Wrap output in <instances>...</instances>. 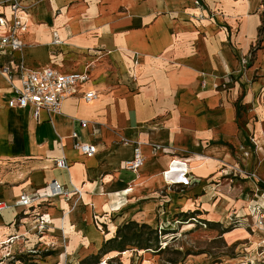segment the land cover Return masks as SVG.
I'll use <instances>...</instances> for the list:
<instances>
[{
    "label": "crops",
    "instance_id": "crops-1",
    "mask_svg": "<svg viewBox=\"0 0 264 264\" xmlns=\"http://www.w3.org/2000/svg\"><path fill=\"white\" fill-rule=\"evenodd\" d=\"M22 5L27 24L19 35L23 47L13 55L0 54V65L13 59L28 69L86 71L89 80L63 101L60 114L49 118L42 112L35 119L30 109L7 106L10 85L0 73V202L8 205L0 213V237L21 235L19 210L33 204H15L20 193L33 195L57 180L66 191L79 187L81 198L76 201L77 194L68 202L65 195L49 198L52 203L39 207L40 212L45 218L52 216L55 224L59 221L61 234L73 242L77 238L74 245L82 246V229L74 226L73 234L68 222L79 202L89 213L102 207L107 212L118 210L111 205L121 188L132 187L131 196L169 185L162 179L166 167L184 166L170 164L175 157L191 166L193 180L183 196L186 206L193 195L206 203L203 210H207V194L196 196L207 177L231 175L233 170V175H243L225 177L224 182L228 189L251 191L239 205L246 207L239 211L234 192L223 195L234 203L241 224L224 225L217 234L237 254L212 264L231 260L237 264L243 248L248 249L247 257L255 258L264 229L243 216L251 199L264 205V189L258 185L264 183V0H23ZM1 13L10 17L8 5L0 4ZM63 54L80 62L75 68L60 63ZM245 57L250 60L246 67L241 63ZM108 84L111 93L101 94ZM88 89L97 97L85 102L81 92ZM80 119L89 126L81 128ZM73 130L83 142L95 145L93 155L73 148ZM136 146L143 164L132 173L123 163L133 157ZM60 155L67 159V169L54 165ZM216 198L210 203H217ZM208 218L219 217L208 214ZM204 261L197 257L190 264Z\"/></svg>",
    "mask_w": 264,
    "mask_h": 264
},
{
    "label": "rangeland",
    "instance_id": "rangeland-1",
    "mask_svg": "<svg viewBox=\"0 0 264 264\" xmlns=\"http://www.w3.org/2000/svg\"><path fill=\"white\" fill-rule=\"evenodd\" d=\"M60 59V63H65L73 68L80 62L77 58H67L65 54ZM249 61L245 57L241 63L246 67ZM110 85L108 84L106 89H100V93H111ZM120 141L125 142L124 139ZM243 153L246 154L245 151ZM165 170L162 179L169 185L165 184L155 191L148 190L149 192L140 194L139 190L128 196L133 190L128 193L125 191L132 187L117 190L114 193L115 200L111 206L113 210L119 208L118 210L107 212V208L102 207L89 213L86 205L79 202L70 212L68 222L72 226L71 231L73 232L71 233L75 234L74 226L82 229L84 233L82 246L74 245L78 241L77 238H74L73 242V238H66L61 234L62 226L59 221L55 224L52 216L45 218L44 214L40 212L39 207H49L52 203L49 200L52 197L43 195L33 202L32 208L19 210L18 216L21 219L18 223L22 225L21 235L8 237L6 233L1 234L0 264H128L130 261L133 264H190V261L197 257L204 258V264H212L218 262L222 256L225 258H227L226 256L230 258L236 256L237 253L227 249L225 241L217 234L222 231L224 225L228 228L238 226L232 225V220L237 215L233 210L234 203L231 200H225L223 195H226L227 191L234 192L236 199H232L238 200L239 203L235 205L240 207L239 205H244L242 204L245 199L243 196L246 197L251 192L244 187L233 188L230 186L228 189L225 186L224 178H229V176L241 178L243 175L241 176L236 170L235 173L240 176L233 175V170L231 175L225 174V176L217 178L210 176L204 179V188L196 196H206L207 194L205 199H208L209 205L206 212L203 210V206L205 207L203 204L206 203L197 202L193 199V195L190 205L183 204V196L189 193L186 184L190 183L193 178L188 174V178L185 180L181 173L184 170L190 172L191 166L188 165L187 169L184 166L169 165ZM171 175L176 178L170 179ZM220 180L222 184L217 183ZM210 184H214V186L211 188ZM239 191L244 194L236 193ZM75 194L76 191L68 190L64 199L68 202L70 196ZM215 196H217L216 200L218 198L220 200L217 203H210ZM173 197L177 199L175 202L170 201ZM37 201H41V203L35 204ZM135 203H138L139 207ZM178 203H182L181 208ZM70 207L72 208L71 205ZM244 207H240L239 211ZM180 209L190 210L180 215L178 214ZM131 214L137 217L133 219L128 216ZM208 214H214L219 218L212 221L211 218H208ZM243 217L247 218L248 223L251 222L249 209ZM220 219H222L221 222H218ZM161 225L163 229L174 227L175 231L163 230L160 228ZM65 226L68 230L67 224ZM173 237L175 238L172 239ZM98 242H100L99 248L97 247ZM110 251L115 252L107 256L104 255ZM259 251L255 253V258L247 257L248 249L243 248L239 252L242 257L237 264H250V261L263 264ZM110 255L116 256L109 260ZM229 264H235V262L231 260Z\"/></svg>",
    "mask_w": 264,
    "mask_h": 264
},
{
    "label": "built area",
    "instance_id": "built-area-1",
    "mask_svg": "<svg viewBox=\"0 0 264 264\" xmlns=\"http://www.w3.org/2000/svg\"><path fill=\"white\" fill-rule=\"evenodd\" d=\"M0 4H6L10 9L9 18L2 13L0 14V28L3 29L0 32V54L9 56L13 55L16 51H20L23 47V42L19 35L27 26L23 18L25 10L22 5V0H2ZM57 41L55 40L54 43ZM0 73L10 85V96L7 101V106L21 110L30 109L35 119H38L42 112L46 113L49 118L53 114H60L63 101L67 97L78 93L79 87L89 80L86 71H60L52 67L28 69L23 61L14 63L13 59H10L7 65H0ZM132 77H134V73H132ZM81 97L85 102H90L97 97V93L95 90L88 89L81 92ZM77 124L81 128H87L89 126L88 121L84 119H80ZM70 137L72 138L73 148L80 151L83 155L91 156L96 152L95 145L83 142L77 130H73L70 133ZM59 145L61 147V143ZM176 162L185 165V167L188 165L186 159L178 158V161L172 159V163ZM142 164L143 157L139 146H136L133 157L124 161L123 168L132 173H137ZM54 165L61 169H67L69 167L64 155L56 157L54 159ZM181 174L183 178H188L187 175L189 172L182 171ZM249 175L256 177L252 172ZM169 178H176V176L171 175ZM65 194L66 187L57 180H52L47 183L46 189L41 192L34 193L33 195L26 192L20 193L16 204L22 207H30L35 200L43 197V195L55 197ZM7 207V204L0 202V213ZM248 209L253 226L257 229H264V205L258 203L257 199H251ZM234 217L232 225L239 226L241 224V217L238 218L237 215ZM160 228L163 229V226L161 225ZM259 246V254L264 259V240L261 241ZM262 263L264 264V260ZM250 264L257 263L250 261Z\"/></svg>",
    "mask_w": 264,
    "mask_h": 264
},
{
    "label": "bare ground",
    "instance_id": "bare-ground-1",
    "mask_svg": "<svg viewBox=\"0 0 264 264\" xmlns=\"http://www.w3.org/2000/svg\"><path fill=\"white\" fill-rule=\"evenodd\" d=\"M23 1V0H22ZM2 75V74H1ZM9 84V83H8ZM78 151V150H77ZM173 160H175V157L174 158H172ZM172 159H171V161H170V164L172 163ZM184 167H185V165H184ZM185 168H187V165H186V167ZM185 172H187L186 170H184ZM189 172V171H188ZM185 180H186V178H184ZM72 190H74V191H76V194L78 195V197H76V201H78L80 198H81V196H82V193H81V189L78 187V188H76V187H72L71 188ZM130 191H132V188L131 189H129L128 191H125V193H128V192H130ZM87 193V192H86ZM16 204V203H15ZM70 210V209H69ZM11 241V240H10Z\"/></svg>",
    "mask_w": 264,
    "mask_h": 264
},
{
    "label": "trees",
    "instance_id": "trees-1",
    "mask_svg": "<svg viewBox=\"0 0 264 264\" xmlns=\"http://www.w3.org/2000/svg\"><path fill=\"white\" fill-rule=\"evenodd\" d=\"M258 185L264 189V183L258 182Z\"/></svg>",
    "mask_w": 264,
    "mask_h": 264
}]
</instances>
